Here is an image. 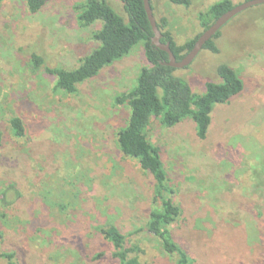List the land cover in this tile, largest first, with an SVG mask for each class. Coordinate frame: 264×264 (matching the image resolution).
Segmentation results:
<instances>
[{
	"label": "rangeland",
	"instance_id": "374dc122",
	"mask_svg": "<svg viewBox=\"0 0 264 264\" xmlns=\"http://www.w3.org/2000/svg\"><path fill=\"white\" fill-rule=\"evenodd\" d=\"M85 1L52 0L31 15L27 0H0V252L19 264H119L101 233L114 226L139 264H173L156 238L134 234L148 219L152 180L117 145L129 108L115 100L148 66L143 44L74 95L55 92V79L33 69L37 55L47 67L73 70L97 47L102 24L77 23L75 7ZM150 1L157 24L165 19L182 46L202 34L199 15L222 0ZM108 4L127 19L120 1ZM216 45L218 54L201 51L176 76L202 95L227 65L243 92L215 107L205 141L190 119L169 130L154 123L149 138L181 210L171 233L192 264H264V5L228 22ZM15 117L22 139L11 132Z\"/></svg>",
	"mask_w": 264,
	"mask_h": 264
},
{
	"label": "trees",
	"instance_id": "16d2710c",
	"mask_svg": "<svg viewBox=\"0 0 264 264\" xmlns=\"http://www.w3.org/2000/svg\"><path fill=\"white\" fill-rule=\"evenodd\" d=\"M51 1L27 0V10L31 15L39 14ZM117 1L123 4L126 20L116 14L108 0H86L75 7L80 28L87 29L99 22L102 24L92 37L97 47L80 61L77 68L65 70L47 67L42 57L37 55L32 56V66L35 71L43 70L55 79V92L74 95L78 86L95 79L103 69L125 58L135 47L143 44L148 66L140 70L136 84L115 100L116 105L129 108L128 121L117 134L118 149L126 158L137 160L143 172L152 180V207L145 226L134 234L145 232L156 238L164 254L172 258L173 264H192L190 256L175 241L170 230L178 221L181 210L173 200L174 190L167 184L160 150L151 142L149 130L154 123L163 130H169L190 119L195 125L197 139L205 141L215 107L227 105L239 96L244 84L235 70L221 65L217 69L220 82L208 83L202 95H194L190 86L176 76L177 70L166 65L169 62L168 55L152 45L154 34L143 1ZM168 1L176 6L189 7L191 4L190 0ZM234 7L231 0H222L201 13L198 20L203 32ZM166 26L165 19L157 24L163 36L161 42L170 43L176 60L180 62L191 52L199 36L177 46L170 33L165 31ZM221 30L203 50L219 53L216 40L221 37ZM10 127L14 138L25 137V127L20 118L11 119ZM101 233L112 246L113 256L119 264H139L136 257L131 258L133 251L126 247L127 238L118 228L107 226ZM0 258L6 264H19L14 253L0 252Z\"/></svg>",
	"mask_w": 264,
	"mask_h": 264
},
{
	"label": "water",
	"instance_id": "95a60500",
	"mask_svg": "<svg viewBox=\"0 0 264 264\" xmlns=\"http://www.w3.org/2000/svg\"><path fill=\"white\" fill-rule=\"evenodd\" d=\"M142 1L154 34L151 41L152 45L168 55L169 62L166 65L174 68L175 70H181L189 67L193 63V61L197 58V56L200 54V52L203 51L205 45L209 41H211L214 38V36L237 15L253 7L264 5V0H250L241 5L235 6L232 10L221 16L208 30L204 31L195 42V45L191 50V52L188 53L185 56V58H183L180 62H178L171 50L170 43L161 42L163 36L161 31L157 27V22L153 14L151 1L150 0H142Z\"/></svg>",
	"mask_w": 264,
	"mask_h": 264
},
{
	"label": "flooded vegetation",
	"instance_id": "af4514ba",
	"mask_svg": "<svg viewBox=\"0 0 264 264\" xmlns=\"http://www.w3.org/2000/svg\"><path fill=\"white\" fill-rule=\"evenodd\" d=\"M247 2V1H246ZM235 6H238V5H236V4H234Z\"/></svg>",
	"mask_w": 264,
	"mask_h": 264
}]
</instances>
